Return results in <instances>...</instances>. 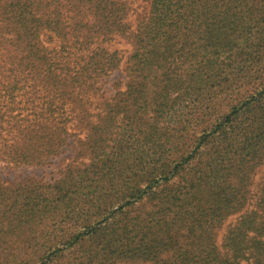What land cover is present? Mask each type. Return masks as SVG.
<instances>
[{"label": "trees", "instance_id": "16d2710c", "mask_svg": "<svg viewBox=\"0 0 264 264\" xmlns=\"http://www.w3.org/2000/svg\"><path fill=\"white\" fill-rule=\"evenodd\" d=\"M129 1L0 0V160L75 148L0 180V264H264V0Z\"/></svg>", "mask_w": 264, "mask_h": 264}, {"label": "rangeland", "instance_id": "374dc122", "mask_svg": "<svg viewBox=\"0 0 264 264\" xmlns=\"http://www.w3.org/2000/svg\"><path fill=\"white\" fill-rule=\"evenodd\" d=\"M129 2L133 8L140 10V8L144 5L145 0H130ZM107 46L111 51L118 50L122 59L127 55V49L129 48V46L118 40L110 41ZM103 81L102 90L104 92V97H109L114 93L115 87H122V84L125 81V76L119 69L110 73L103 79ZM74 149V145L70 143L68 146L63 148L62 152L58 156L49 159L40 166H13L0 160V180L5 183H14L31 177L42 178L46 181L53 180L57 177L59 169L70 161V158L74 154ZM263 174L264 165L257 170V173L254 176V182L258 183ZM235 219L236 216H232L224 223L219 236L224 233L227 225L233 223Z\"/></svg>", "mask_w": 264, "mask_h": 264}]
</instances>
